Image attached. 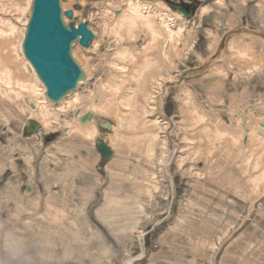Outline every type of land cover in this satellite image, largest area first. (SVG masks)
Segmentation results:
<instances>
[{"label":"rangeland","instance_id":"rangeland-1","mask_svg":"<svg viewBox=\"0 0 264 264\" xmlns=\"http://www.w3.org/2000/svg\"><path fill=\"white\" fill-rule=\"evenodd\" d=\"M105 2H86L82 18L94 30L98 21L94 13ZM260 3L263 0L205 4L211 5L212 12L194 20L200 25L193 33L194 44L174 68L176 81L182 76L198 78H187L178 87L173 83L162 99V115L173 124L184 127L187 122L186 90L199 110L206 112V124L219 119L230 128L233 103L264 99V67L251 74V61H239L227 51L229 40L238 34L264 33ZM144 41L135 44L139 48ZM112 52L106 43L99 53L87 55L96 67L91 90L97 79H106ZM213 56L222 57L216 61L219 64L225 61L227 76L209 72L205 63ZM119 105L123 114L126 107ZM71 118L72 114L62 117L63 121ZM96 118L102 140L108 133L99 123L115 121L103 114ZM27 119L6 120L0 114V264H126L136 258L133 264H264V187L245 197L229 184L216 186L210 175L219 162L224 164L217 156L210 165L205 157L199 161L203 178L188 176L191 164L180 170L176 158L164 177V164L176 154L172 155L173 147L185 146L184 133L169 128V137L161 130L162 142L166 136L168 140L167 148L161 142L155 150V188L135 178L130 165L119 168L106 161L93 140L67 137L63 130L27 135ZM109 134L107 143L114 145L118 155L121 140L116 133ZM202 140L197 138L199 143ZM133 155L129 153L130 162H138ZM230 170L234 177L247 180L234 164ZM138 185L150 193L138 195Z\"/></svg>","mask_w":264,"mask_h":264},{"label":"bare ground","instance_id":"bare-ground-1","mask_svg":"<svg viewBox=\"0 0 264 264\" xmlns=\"http://www.w3.org/2000/svg\"><path fill=\"white\" fill-rule=\"evenodd\" d=\"M34 1L0 0V114L6 120L28 116L24 132L30 136L63 130L67 137L72 135L82 141L93 140L99 153L98 144L110 151L112 157L109 160L100 153L106 161H114V166L119 168L130 165L135 178L151 182L155 188L157 175L154 159L157 144L162 142L161 130L170 137L172 132H168V129H175V132L184 133L182 144L185 146L176 144L173 147L172 155L176 154L164 164V177L176 158L180 170L184 169L185 164H191L186 170L188 176L197 174L198 178H203L205 172L200 170L199 161L205 157L206 164L210 165L211 159L217 156L224 159V164L219 162L210 175L211 178L215 177L216 186L229 184L241 190L245 197L256 194L264 187V99L248 98L233 103L229 108L232 128L219 119L206 124V112L199 110L188 90L185 91L183 103L189 116L184 127L175 122L173 124L172 120L162 115L164 95L171 86L178 87L184 82L182 77L175 80L174 68L194 44L193 33L200 26L194 20L212 12L211 5L205 4L212 2L224 6L225 0H202L200 5L205 6L199 10L196 8L198 5L183 6L179 0H106L103 8L94 13L98 20L95 22L96 30L88 20L82 18L87 0H60L65 25L71 23L66 13L72 11V21L78 20L76 28L80 22L87 23L95 38L90 42V48L84 49L75 43L73 57L86 77L59 102L48 98L46 86L25 54V39ZM239 3L243 5L246 0H239ZM260 5L264 6V0ZM177 7L184 13L179 12ZM143 38L144 44L138 48L135 43ZM106 43L113 50L108 73L103 82L97 79L94 90H91L90 81L96 67L89 63L87 55L99 53L102 44ZM227 51L239 61H251L248 72L252 74L264 67V33L238 34L229 40ZM221 58L213 56L205 64H209V72L216 71L227 76L225 61L222 60V64L216 62ZM84 86L85 91L80 92ZM120 103L126 107L123 114L120 113ZM260 107L263 108L261 113ZM154 113L155 117L148 120ZM69 114H72L71 120L63 121L62 117L66 118ZM99 114L115 121V124L111 121L100 122L99 127L108 134L112 132L118 135L117 140H121L118 142V155L114 152V145L107 143L111 134H104L103 139L99 140L96 118ZM30 122L37 126L33 133L26 132ZM199 128L198 133L189 134ZM198 135L203 138L202 143L197 141ZM167 140L166 136L162 142L164 148H167ZM129 153H133V159L138 158V162L131 163ZM232 164L240 174L248 176L245 182L242 177L233 176L230 170ZM143 188L137 186L138 195L150 193ZM138 260L131 259L126 264Z\"/></svg>","mask_w":264,"mask_h":264},{"label":"water","instance_id":"water-1","mask_svg":"<svg viewBox=\"0 0 264 264\" xmlns=\"http://www.w3.org/2000/svg\"><path fill=\"white\" fill-rule=\"evenodd\" d=\"M177 10L184 13L178 7ZM66 15L71 20L68 26L62 19L60 0H35L24 45L28 60L46 86L48 98L53 102H59L62 97L75 90L78 83L86 77L73 57V44L77 43L86 49L94 38L87 23L80 22L76 28L78 20L72 21L73 12L68 11ZM186 79L182 76V81ZM36 128L30 122L26 132L33 133ZM98 148L103 157L108 160L112 157L107 147L98 144Z\"/></svg>","mask_w":264,"mask_h":264},{"label":"flooded vegetation","instance_id":"flooded-vegetation-1","mask_svg":"<svg viewBox=\"0 0 264 264\" xmlns=\"http://www.w3.org/2000/svg\"><path fill=\"white\" fill-rule=\"evenodd\" d=\"M183 6H196L202 4V0H179Z\"/></svg>","mask_w":264,"mask_h":264}]
</instances>
